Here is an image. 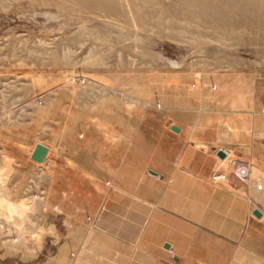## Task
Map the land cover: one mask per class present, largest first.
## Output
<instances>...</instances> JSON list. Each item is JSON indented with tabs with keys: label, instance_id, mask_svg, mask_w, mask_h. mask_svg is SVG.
Segmentation results:
<instances>
[{
	"label": "rangeland",
	"instance_id": "1",
	"mask_svg": "<svg viewBox=\"0 0 264 264\" xmlns=\"http://www.w3.org/2000/svg\"><path fill=\"white\" fill-rule=\"evenodd\" d=\"M106 1L0 0V264H176L134 185L207 157L213 185L245 170L264 264V0L229 29L183 0Z\"/></svg>",
	"mask_w": 264,
	"mask_h": 264
},
{
	"label": "crops",
	"instance_id": "2",
	"mask_svg": "<svg viewBox=\"0 0 264 264\" xmlns=\"http://www.w3.org/2000/svg\"><path fill=\"white\" fill-rule=\"evenodd\" d=\"M206 160H181L180 167L168 171L150 170L160 177L159 184L134 185L152 207L148 225L159 227L152 244H160L163 254L171 247L176 264H247L250 200L241 183L246 172L239 169L228 174V184L213 185L207 177L214 162Z\"/></svg>",
	"mask_w": 264,
	"mask_h": 264
},
{
	"label": "bare ground",
	"instance_id": "3",
	"mask_svg": "<svg viewBox=\"0 0 264 264\" xmlns=\"http://www.w3.org/2000/svg\"><path fill=\"white\" fill-rule=\"evenodd\" d=\"M256 1L257 0H183V2L186 5L190 6L193 11L192 13L186 14H194L200 17L205 23L209 25H218V23L225 24V29H229L232 25L242 27L247 23L255 24L258 27V23L252 20V23L248 22L245 16L246 10H248L250 13H253L254 15ZM106 2L114 5V13L118 11L115 0H107ZM247 2L250 4V7L245 8L244 5ZM230 18L234 19V21L232 22ZM135 19L140 21L139 23H141L143 27L147 25L145 19L141 18L139 14H137V17ZM212 177L213 180L217 182L219 181V179H224L225 176L221 178L222 176L215 174Z\"/></svg>",
	"mask_w": 264,
	"mask_h": 264
},
{
	"label": "water",
	"instance_id": "4",
	"mask_svg": "<svg viewBox=\"0 0 264 264\" xmlns=\"http://www.w3.org/2000/svg\"><path fill=\"white\" fill-rule=\"evenodd\" d=\"M174 130H178L177 128L173 127ZM46 152H47V148L41 144H36L32 153H31V159L37 161V162H41L45 156H46ZM216 155L219 157V158H223L225 153L223 150H218L216 152ZM254 214L259 217L260 216V212L258 210H255L254 211Z\"/></svg>",
	"mask_w": 264,
	"mask_h": 264
},
{
	"label": "built area",
	"instance_id": "5",
	"mask_svg": "<svg viewBox=\"0 0 264 264\" xmlns=\"http://www.w3.org/2000/svg\"><path fill=\"white\" fill-rule=\"evenodd\" d=\"M217 175H219V176H222L221 178H223V177H224V175H221V174H217Z\"/></svg>",
	"mask_w": 264,
	"mask_h": 264
}]
</instances>
